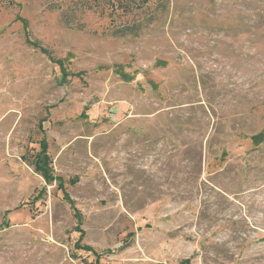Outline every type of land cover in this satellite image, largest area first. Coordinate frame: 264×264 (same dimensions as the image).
I'll return each mask as SVG.
<instances>
[{"label":"rangeland","instance_id":"374dc122","mask_svg":"<svg viewBox=\"0 0 264 264\" xmlns=\"http://www.w3.org/2000/svg\"><path fill=\"white\" fill-rule=\"evenodd\" d=\"M36 162L99 264H264V0H0V264H95Z\"/></svg>","mask_w":264,"mask_h":264},{"label":"trees","instance_id":"16d2710c","mask_svg":"<svg viewBox=\"0 0 264 264\" xmlns=\"http://www.w3.org/2000/svg\"><path fill=\"white\" fill-rule=\"evenodd\" d=\"M35 44V46H38V44L36 42H33ZM41 49L46 52V50L44 48L41 47ZM58 64L61 66V70L63 72V79H67V71L65 70V67L63 66V63H62V60H58L57 61ZM41 147H42V152L45 153L47 151V142L45 139L42 140L41 142ZM35 171H37L38 173H40L42 175V177L45 179V181L47 183H52V182H57L58 183V188L60 190H62L63 194H64V197L70 201L71 203V206L72 208L74 209L75 211V215L78 219V225L76 227V231L79 232V238L75 244V247L77 249H82V250H85V251H88V252H91L92 254L95 255L96 257V261H95V264H99V254L97 253V251H95V249L89 245H84V244H81L84 236H85V231L84 229L81 228V222H82V219H81V214L77 211L74 203L72 202L71 198H70V195L69 193L67 192L66 190V187H65V183H64V180L61 176H58V175H55L51 169V167L47 164V163H40V162H36L35 163ZM44 191H41L40 194H43ZM9 213V211H6L5 214L7 215Z\"/></svg>","mask_w":264,"mask_h":264}]
</instances>
